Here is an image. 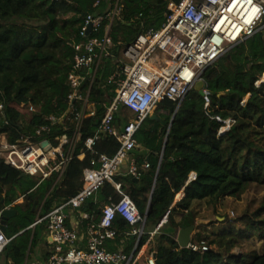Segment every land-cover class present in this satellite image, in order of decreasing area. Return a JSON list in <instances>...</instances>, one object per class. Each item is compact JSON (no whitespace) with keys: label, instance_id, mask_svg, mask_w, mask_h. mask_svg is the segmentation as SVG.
Wrapping results in <instances>:
<instances>
[{"label":"trees","instance_id":"1","mask_svg":"<svg viewBox=\"0 0 264 264\" xmlns=\"http://www.w3.org/2000/svg\"><path fill=\"white\" fill-rule=\"evenodd\" d=\"M99 1L100 5L95 7ZM179 1V0H174ZM113 0H0V136L16 143L26 134L48 124V118L65 117L70 112L71 88L68 75L73 70L75 44L87 15L105 12ZM169 0H121V16L116 18L109 31L113 41V57L101 65L92 86L90 101L95 103L97 115L84 121L82 142L76 149L61 182L54 185L55 176L39 180L6 166L0 160V212L20 198L21 204L13 206L17 214L8 220L5 235L14 237L1 257L8 264H26L35 249L44 242L46 222L35 225L56 206L79 192L83 172L90 166L92 153L83 142L92 137L106 111V97L114 95V86L108 84L116 70L113 58L147 29H159L165 21ZM106 28L91 37L103 38ZM264 29L235 46L203 74L210 92L211 104L195 90L177 104L164 100L136 134L139 147L133 152L140 177L117 175L114 180L122 191L138 206L146 217L145 231H154L168 214L167 223L150 243L157 264H264V252L248 250L237 254L234 250L244 241L255 237L264 239V198L249 214L239 215L238 229H228L207 234L206 226L199 225L195 243L207 245V251L180 248L177 231L196 224L192 210L195 201H207L215 210L226 207L228 200H240L250 189H264ZM260 82V83H259ZM259 83V84H258ZM245 101V104L242 102ZM33 106L35 112L22 115L14 106ZM177 110V112H176ZM129 115L123 108L117 113L115 124L122 127ZM175 116V117H174ZM72 114L62 123L53 126L52 144L72 128ZM174 120L171 124V121ZM232 119L230 129L219 134L223 122ZM119 149L113 137L96 142V155L112 157ZM150 167L145 169L144 163ZM196 177L190 180L192 174ZM183 197L176 202L177 196ZM117 191L106 183L96 197H92L81 211L100 222L103 206ZM120 199L121 196L117 195ZM88 221L81 225V233ZM227 223V221H225ZM35 225V226H34ZM67 226L70 227L67 221ZM117 237L109 240L110 250L122 249L131 255L137 236L128 235L132 226L123 219L115 223ZM202 228V229H201ZM149 238L144 235L140 245ZM50 245L51 243H48ZM48 252L45 263L53 255ZM143 261V260H142ZM142 261L138 264H142Z\"/></svg>","mask_w":264,"mask_h":264},{"label":"built area","instance_id":"2","mask_svg":"<svg viewBox=\"0 0 264 264\" xmlns=\"http://www.w3.org/2000/svg\"><path fill=\"white\" fill-rule=\"evenodd\" d=\"M99 5L97 1L95 7ZM122 9L121 0H113L105 12L87 15L80 32L83 41L74 46L73 70L68 75L71 88L69 114L66 118L50 116L47 125L37 128L34 134L24 135L16 143L9 142L5 135L0 136V160L6 166L36 178L39 184L53 176V186L61 182L82 142L84 121L97 115L96 105L90 101L92 86L104 60L113 57L114 44L109 31L115 19L121 16ZM89 26L91 34L106 28V35L103 38L87 35ZM263 29L264 0H169L162 26L143 31L122 51L120 58H113L116 70L109 77L108 84L114 86V95L106 97V111L95 134L83 142L84 148L93 155L90 166L83 172L77 195L37 219L35 225L46 222V234L54 252L47 263L30 264H138L144 257L146 264H157L156 255L148 253L149 246L167 223L169 212L153 232L146 233V217L141 216L137 204L124 194L121 184L114 178L125 163L129 165V174L140 177L133 156L139 147L136 134L155 114L158 105L167 99L175 102L178 110L196 84L203 80L209 67ZM203 92L205 108L208 109L211 100L206 85ZM14 107L24 116L35 112L33 106L25 104ZM123 108L135 117L119 127L115 124L116 115ZM2 111L3 105H0ZM70 114L72 128H65V134L57 138L58 143L52 144L48 137L53 135V126L62 124ZM217 120L223 122L219 117ZM223 123L219 131L221 135L230 129L233 120ZM104 137H113L119 143V149L112 157L95 154L96 142ZM46 141L51 145L48 151L42 147ZM143 167L148 169L150 165L146 162ZM192 177L195 179L196 175L193 173ZM106 183H111L117 194L102 207L100 222L96 223L94 216L82 212L81 208L88 199L96 197ZM22 202L23 198L7 209ZM72 214L79 223L88 221L84 233L79 225L67 226ZM119 218L132 226L128 235L137 236L131 255L122 249L112 251L107 245L109 240L117 237L115 223ZM145 234L149 238L140 245ZM13 239L0 228V258ZM81 241H85V248L79 247ZM188 249L207 251L208 246L192 241Z\"/></svg>","mask_w":264,"mask_h":264},{"label":"rangeland","instance_id":"3","mask_svg":"<svg viewBox=\"0 0 264 264\" xmlns=\"http://www.w3.org/2000/svg\"><path fill=\"white\" fill-rule=\"evenodd\" d=\"M264 80V76L262 78ZM128 120L133 117L129 115ZM127 120V121H128ZM132 156V152L130 153ZM129 166V165H128ZM33 178V177H32ZM264 198V189L252 188L250 189L240 200L234 198L228 200L226 207H219L217 210L208 204L207 201H198L193 204L192 210L196 218V227L199 225L206 226L203 232L211 234L212 232H219L223 229H228L229 226L234 225L238 229L244 228V223H236V219L239 215L249 214L253 209H256ZM20 203L21 199L17 200L16 203ZM199 221H208V223L199 224ZM227 221V223H225ZM202 229V228H201ZM179 231V230H178ZM177 231V234H178ZM200 232V229H196L193 236V242H195L196 234ZM177 236V235H176ZM255 250L258 253L264 252V239L255 237L249 241H244L242 246L234 250L237 254L248 252V250ZM142 264H146V258L142 259Z\"/></svg>","mask_w":264,"mask_h":264},{"label":"water","instance_id":"4","mask_svg":"<svg viewBox=\"0 0 264 264\" xmlns=\"http://www.w3.org/2000/svg\"><path fill=\"white\" fill-rule=\"evenodd\" d=\"M91 27L89 26L88 29H87V35H90L91 34ZM262 81H264L262 79ZM205 86V82L204 80H200L194 90L196 92H198L201 96L204 94L203 92V88ZM177 112V110H176ZM67 116H65L64 118H66ZM175 117V116H174ZM174 117L171 121V124L174 120ZM152 119L156 118L155 115L151 116ZM42 147L44 148L45 151H48L51 147L50 143L48 141L42 143ZM130 178L132 179H135L137 180L136 178L133 177L132 174H129L128 175ZM22 177H27V175L25 173L22 174ZM178 201V199H176V202ZM17 214L16 210L15 209H4L3 211L0 212V228L1 230L5 233L6 230H7V224H8V220L12 217H14L15 215ZM202 223H208V221H199V224H202ZM197 227L196 225H192L190 226L189 228H185V229H180L178 234H177V242L180 246V248L182 249H187L190 245V243L192 242L193 240V236L195 234V231H196Z\"/></svg>","mask_w":264,"mask_h":264},{"label":"crops","instance_id":"5","mask_svg":"<svg viewBox=\"0 0 264 264\" xmlns=\"http://www.w3.org/2000/svg\"><path fill=\"white\" fill-rule=\"evenodd\" d=\"M110 6H111V4L107 5V6L105 7V9H106V10L110 9ZM106 10H105V11H106ZM129 117H130V116H129ZM119 175H129V166H128L126 163L122 166ZM193 178H194V177H192V175H191L190 179L193 180ZM182 197H183V193H180V194L177 196L176 199H178V201H179ZM20 199H21V198H20ZM196 202H198V201H195L194 203H196ZM194 203H193V204H194ZM192 206H193V205H192ZM12 209H13V208H12ZM100 209H102V208H100ZM68 222H69L70 227H76V226L79 225V228H81L82 223H79V221L77 220V217H76L75 214H72V216L69 217ZM80 231H81V230H80ZM149 232H153V231H150L149 229L146 230V233H149ZM178 232H179V231H178ZM145 235H147V234H145ZM47 242L50 243V242H49V238H48V236H47V234H46V232H45V234H44V242H43V244H41L39 247H37V248L35 249V252L31 255L30 259H28V261L26 262V264H30V263H32V262H41V263H45V257H46V255L48 254V252L53 251V246H52L51 244L48 245ZM136 242H137V241H136ZM135 244H136V243H135ZM79 247H81V248H85V247H86V245H85V241H81V242L79 243ZM149 247H150V246H149ZM0 264H8V262H7V260H6L4 257H1V258H0Z\"/></svg>","mask_w":264,"mask_h":264}]
</instances>
